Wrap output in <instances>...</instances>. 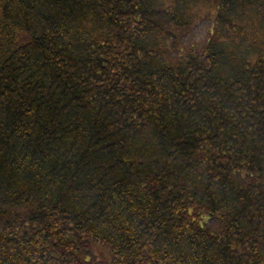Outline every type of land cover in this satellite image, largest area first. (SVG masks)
Returning <instances> with one entry per match:
<instances>
[{"label":"trees","instance_id":"1","mask_svg":"<svg viewBox=\"0 0 264 264\" xmlns=\"http://www.w3.org/2000/svg\"><path fill=\"white\" fill-rule=\"evenodd\" d=\"M0 264H264V0H0Z\"/></svg>","mask_w":264,"mask_h":264},{"label":"rangeland","instance_id":"2","mask_svg":"<svg viewBox=\"0 0 264 264\" xmlns=\"http://www.w3.org/2000/svg\"><path fill=\"white\" fill-rule=\"evenodd\" d=\"M211 15L205 16L201 22H199L198 26L193 29L191 33H189L187 39L185 40V44L187 42L190 44L192 42H195L196 40H199L201 38H205L204 36L208 34V31L211 29Z\"/></svg>","mask_w":264,"mask_h":264}]
</instances>
